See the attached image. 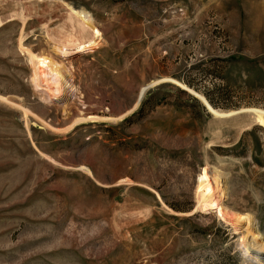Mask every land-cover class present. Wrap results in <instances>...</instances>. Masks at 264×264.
<instances>
[{
  "label": "rangeland",
  "instance_id": "1",
  "mask_svg": "<svg viewBox=\"0 0 264 264\" xmlns=\"http://www.w3.org/2000/svg\"><path fill=\"white\" fill-rule=\"evenodd\" d=\"M67 6L92 16L96 46L78 50L88 30L64 42L81 31ZM20 39L60 51L73 91L43 92L62 104L33 88ZM249 109L264 111V0H0V264H254L195 212L215 167L223 204L264 234V130L212 117Z\"/></svg>",
  "mask_w": 264,
  "mask_h": 264
},
{
  "label": "bare ground",
  "instance_id": "2",
  "mask_svg": "<svg viewBox=\"0 0 264 264\" xmlns=\"http://www.w3.org/2000/svg\"><path fill=\"white\" fill-rule=\"evenodd\" d=\"M67 9H68L67 11H69L68 12L69 22L73 26L74 22L76 21L77 26L81 29V31L79 32L77 31L76 33L71 29L72 30L71 33L68 32L63 33L62 37L64 42L68 43L69 45L70 43L81 44L83 41L82 40L80 42L81 34H83L85 30H88L89 32H91L92 38L90 37L91 40L88 39L89 42L87 41L88 42L87 46H85V42H84L82 46L78 47V50L79 49L83 50L87 47L96 46L97 45L96 42L97 40L99 41L101 35L92 16L88 12H85L83 10H76L70 6H67ZM24 21L25 20L23 19V23ZM61 30H63V28L60 29V31ZM19 43H20L19 46L21 47L22 51L28 56L29 63L33 68L31 84L36 91L41 92L40 94L45 96L44 102L53 103V100L61 99V97L55 95H53L51 98L49 95L43 92V87L45 86V82L47 81V79H50L52 80V82L55 83L56 86L55 88L59 87L63 89L65 94H68L71 91H73L67 71L65 70L63 65H61L59 62L55 60L53 56L54 53L60 52L57 51L58 49L56 50L55 48L56 51H53L54 53L51 52L52 54L50 53L34 54L30 50L23 48L24 46L22 45L21 39ZM149 88H150L149 86L146 87L147 90ZM145 93H146L145 90L141 91L140 101L144 97ZM27 114L28 113L24 111L25 118ZM213 114H215L216 117L218 118L231 117L235 119V121L231 124L227 123L218 126L219 128H223L224 130L229 129L230 126H236V127L238 126L242 131L250 129L252 127H258L264 130V111L262 110L249 109V110H241L229 114H217V113H213ZM242 114L246 115V119H245L246 121L244 123H238L241 120L237 122L238 118L235 117H239ZM88 120L89 119H85V120L79 119L78 121H75L76 123L74 122L75 125H73V127L80 125L82 123L86 124L89 122ZM220 131L221 130L217 129V133H219ZM81 171L91 176V172L88 169L81 168ZM224 178L225 175L222 174L215 167L202 168L201 174L198 176L196 192H195L196 204H197V208L195 212L196 211H199L201 213H209L211 211L215 212V215L220 222H223L227 226L232 227V229L237 234H239L238 246L240 248V251L243 253L244 257L246 259L247 258L251 259L253 261L252 263L258 264L261 262L260 260L262 259V256H264V234L261 233L259 226L253 215L239 214L233 212L223 204V202L225 201L224 195L225 193H227Z\"/></svg>",
  "mask_w": 264,
  "mask_h": 264
},
{
  "label": "water",
  "instance_id": "3",
  "mask_svg": "<svg viewBox=\"0 0 264 264\" xmlns=\"http://www.w3.org/2000/svg\"><path fill=\"white\" fill-rule=\"evenodd\" d=\"M151 86H153V85H151ZM61 100H63V99L53 100V104H62V101ZM212 117H213V122L216 123V124H225V123H231V122L235 121L234 118H218V117H215L213 115H212ZM235 118H238V120L239 119H243V118L246 119V115L242 114L241 116L235 117Z\"/></svg>",
  "mask_w": 264,
  "mask_h": 264
},
{
  "label": "trees",
  "instance_id": "4",
  "mask_svg": "<svg viewBox=\"0 0 264 264\" xmlns=\"http://www.w3.org/2000/svg\"><path fill=\"white\" fill-rule=\"evenodd\" d=\"M206 95V99H207V101L209 102V104L212 106V107H214V108H216L217 107V104L210 98V96L209 95H207V94H205Z\"/></svg>",
  "mask_w": 264,
  "mask_h": 264
}]
</instances>
